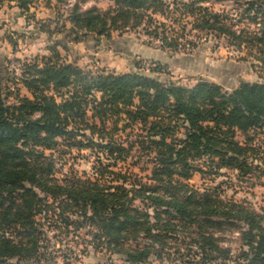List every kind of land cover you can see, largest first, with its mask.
<instances>
[{"label":"trees","instance_id":"trees-1","mask_svg":"<svg viewBox=\"0 0 264 264\" xmlns=\"http://www.w3.org/2000/svg\"><path fill=\"white\" fill-rule=\"evenodd\" d=\"M67 1L56 0L59 5ZM112 1L115 7L107 12H83L76 4L68 36L80 42L89 35L111 39L116 31L144 23L148 29L156 24L165 28L155 17L172 19L180 13L176 22L186 15L195 21L193 30L226 37L248 49L264 72V0H239L246 8L235 23L230 15L205 6L212 0L173 5L164 0ZM18 2L20 9L30 12L33 0ZM158 28L148 30L149 35L158 37ZM163 40V48L179 50L178 38ZM59 47L68 51L61 42L42 63L35 60L24 66L23 84L33 98L18 95V103L8 105L0 70V264L52 260L43 228L53 222L56 227L88 229L98 241L95 250L112 258L123 255L124 264H151L160 244L179 237H184L183 243L190 241L187 258L199 256L207 264L209 253L229 255L213 234H207L209 228L243 224L246 260L264 264V210L260 213L189 185L196 173L219 175L229 170L241 181L257 173L264 176L257 164L264 157L256 141L264 135V78L262 83H242L233 92L210 83L194 88L163 84L136 74L91 78L83 69L65 64ZM138 125L146 131L138 143L152 157L149 182L122 166L134 146L125 148L120 133ZM239 134L246 137L244 143L238 141ZM67 143L70 151L98 155L94 179L60 182L55 177V162L46 153ZM158 249L162 250L157 260L164 262L165 248Z\"/></svg>","mask_w":264,"mask_h":264},{"label":"rangeland","instance_id":"rangeland-1","mask_svg":"<svg viewBox=\"0 0 264 264\" xmlns=\"http://www.w3.org/2000/svg\"><path fill=\"white\" fill-rule=\"evenodd\" d=\"M18 1L0 0V70L5 78L4 96L10 106L18 103V95L33 98L23 84L24 66L35 60L42 63L43 58L52 56V48L61 42L68 46V51L63 47L58 48L63 62L83 69L90 73L91 78L136 74L163 84H175L187 88L210 83L221 86L226 92H233L242 83L263 82L262 67L249 55L248 49L238 48L226 37L193 30L195 21L186 15L182 22H176L181 18L180 13L172 19L155 17L156 22L166 24L165 28H158L156 24L148 29V25L144 23L136 29L116 31L111 39L89 35L80 42H74L75 36L69 37L66 33L71 27L68 20L73 7L79 4L83 12L92 8L107 12L111 7H115L112 0L85 2L68 0L60 5L56 0H33L29 13L20 9ZM164 1L168 5H173L174 1L188 3L192 0ZM239 2V0H212L205 6L212 8L214 12L230 15L235 23L240 20L238 15L246 8ZM245 25L249 26V23ZM157 28L158 37L149 35L148 30L152 32ZM164 37H168L169 40L178 38L179 50L163 48ZM113 126V123L108 125L110 130ZM123 126V123L119 125L120 128ZM145 132L144 128L138 125L125 133H120L119 141L127 149L134 146L131 157L122 166H126L130 173L138 174L144 182H149L153 169L150 161L152 157H148V152L143 150L144 145L138 143L142 142ZM245 139L244 135H238L240 143H244ZM81 140L86 141L85 138ZM256 141L261 148L262 158L264 135L257 136ZM68 146L67 143L58 151L46 153L55 162V177L60 182L74 177L81 180L94 179L98 155L89 150L70 151ZM103 163L106 164L105 161ZM257 164L264 170V161H259ZM199 166L205 171L209 170L203 162H199ZM260 176L262 177L259 178ZM189 185L202 193L214 194L216 198L224 201H232L260 213L264 210V176L260 173L252 176L248 181H241L237 173L229 170H223L219 175L196 173ZM137 205L142 207L140 203ZM38 220L40 224L44 223L42 218ZM235 225L205 229L206 232L208 230L207 234H213L217 239L220 248L229 251L228 256L216 251L209 253L208 260L211 261L207 264H250L244 255V252L249 251L243 240V233L247 231V227L243 224ZM43 230L48 240L44 242V246H48L49 258L52 260L42 264L67 262L108 264L111 260L115 264L125 262L123 255H113L112 258L106 251L95 250L94 246L98 245V241L88 233V229L76 231L75 227L70 229H66L65 225L56 227L53 222L51 226L45 225ZM182 240H185L184 237L170 238L166 240V246L160 244L158 248H165L163 254L168 260L164 262L157 260L156 254L161 253L162 250L157 248L158 251L156 250L157 252L152 256L151 264H205L204 259L199 256L186 257L189 254L190 241L188 239L183 243ZM6 264L25 263H19L16 259ZM31 264L36 263L33 261Z\"/></svg>","mask_w":264,"mask_h":264}]
</instances>
